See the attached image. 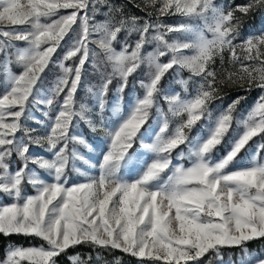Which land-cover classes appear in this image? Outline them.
I'll return each instance as SVG.
<instances>
[{
	"label": "snow or ice",
	"instance_id": "obj_1",
	"mask_svg": "<svg viewBox=\"0 0 264 264\" xmlns=\"http://www.w3.org/2000/svg\"><path fill=\"white\" fill-rule=\"evenodd\" d=\"M256 15L259 30L243 34ZM217 60L233 70L218 74ZM225 87L261 94L238 118L243 95L213 108ZM82 124L99 134L95 147ZM76 145L97 152L96 174L77 167L87 161ZM4 198L0 236L42 243L8 244L0 264H93L92 252L99 264V250L138 264H225V248L240 249L227 264H264V244L247 247L264 241V0H0ZM77 247L91 251L68 254Z\"/></svg>",
	"mask_w": 264,
	"mask_h": 264
},
{
	"label": "rangeland",
	"instance_id": "obj_2",
	"mask_svg": "<svg viewBox=\"0 0 264 264\" xmlns=\"http://www.w3.org/2000/svg\"><path fill=\"white\" fill-rule=\"evenodd\" d=\"M118 2H124V0H118ZM216 2L218 4H221V3H225V0H216ZM228 2H232V3H235V4H242V3H245L246 0H228ZM125 10L130 12V13H132V14H135V15H142V13L139 12L138 9L132 8V6L130 4L127 5ZM98 18L102 19V17H98ZM167 22H172V21L169 20ZM248 25H254V27L252 29H246V26H248ZM259 28H260V17H259V15H256L255 18L249 17L248 20L246 21V23L244 24L243 28H242V33L245 34V35L250 34V33H254V32H257L259 30ZM236 67L238 68L239 65H237ZM216 70H217L218 74H226V71H232L233 67L227 63V60L225 61L223 66H221L219 60H217V62H216ZM58 73H59V69H58L57 65H55V64L52 65L51 69L45 75L43 84L41 86L44 91H47L49 88L52 87V85L54 83V80H55V77H56V75H58ZM143 73H144V69H141L140 72L137 74L136 79L143 78ZM89 80H90L91 83H95L96 82V77L90 76ZM167 82H168V80H167ZM133 83H134V81H130L129 88L123 94V110L125 112L128 110V107H129V105L131 103V99H132V95H133V93H132V84ZM236 90H240L242 92L241 95H243L245 97L247 96V94L248 95L250 94L249 93L250 91H245V89H238V88H234V87H225L222 94L223 95L231 94V93H233ZM251 90H253V93H255L256 96L252 99V101H251V103H250V105L248 107H243L241 104L239 105L237 113H236L238 118H243V116L247 114V111L253 106L254 102L256 101V99L261 94V90L259 88H253ZM255 91L258 92V94ZM113 92H114V97H112L110 99V103H109L110 106H112L114 104V102L117 100V94L115 93L114 85H113ZM77 99L78 100L88 99L90 101L91 98L86 96L85 92L82 90L80 92V94L78 95ZM229 103H231V101H229L228 103H226L224 105H222L221 103H217L216 102V104L213 105V108H214V110L218 106L220 108H223V107H226L227 104H229ZM32 112L35 115L37 120H43L44 119L42 112L36 110V108H33ZM27 126L35 127V128L38 129L39 133H41V134L43 133V129L40 128V126L38 124H36L34 121H32V120L27 121ZM82 126H83V124H82ZM88 134H90L89 137L86 136V134L84 133V135L87 137L89 142L92 143L93 146L95 147V142L98 141L99 138H100L99 134H94V133H91L89 131H88ZM75 147L77 148L78 152L87 161V163H86L84 160H77L76 161L77 167L80 168L81 171L88 172L89 174H96V170L92 167V165L96 161L97 152L93 151V150H90V149H87L84 146H80V145H76ZM253 149H255V148H253ZM33 150L34 151H42L40 149H33ZM142 151H143V149H138L137 150V152H142ZM72 175L75 176V175H77V173L73 172ZM26 191L29 194H31L32 190H31L30 186L26 189ZM6 201H7V198H4V200L0 201V202H6Z\"/></svg>",
	"mask_w": 264,
	"mask_h": 264
},
{
	"label": "trees",
	"instance_id": "obj_3",
	"mask_svg": "<svg viewBox=\"0 0 264 264\" xmlns=\"http://www.w3.org/2000/svg\"><path fill=\"white\" fill-rule=\"evenodd\" d=\"M254 27V25H248L246 26V29H252ZM183 78H187V73L183 74ZM167 79L165 80V84L167 85ZM175 85V83H174ZM176 87H178V85H175ZM256 92V91H255ZM250 94L246 96V99L243 100L241 102V105L243 107H248L252 101V99L256 96L255 93H253V90H250L249 92ZM258 94V92H256ZM242 92L240 90H236L231 94H226L224 95V99L223 101H217V103H221L222 105L228 103L229 101H232L233 99L236 98L237 95H241ZM114 97V92H113V88L112 90L109 92V96H108V100L110 103V99ZM84 128V133L86 134V136L89 137L90 134H88V129L83 125L82 126ZM261 140L259 137L254 138L253 142H250V144L252 145V148H255V144L256 143H260ZM140 148L139 142L135 145V151H137ZM42 243V241H40L39 239L36 238H25L23 236H18V235H12L9 238H4L3 236H0V259L4 258V254H5V247L8 244H16V245H21L24 247L27 246H31V245H36L39 246ZM261 244H264V241H254V242H250L247 247L249 248V250H256L258 249ZM91 250L88 249L87 247H77L75 249H69L68 254L71 255L75 252H79L81 253L82 256H85L90 252ZM100 254L102 256V259L99 261V264H114V261L116 260V258H120V264H138L140 258H133L128 254H123L120 251L114 250V251H105V250H99ZM223 254H224V261L225 264H227V260L229 255L231 254L232 259L235 260L237 258V256L240 253V249L238 248H232V249H223ZM92 256H93V264H97L95 256L96 253L92 252ZM207 259V257H205V260ZM59 264H68V260L66 256H61L59 258ZM145 264H153V262L150 261H145ZM154 264H161V262H154ZM201 264H204V261L201 262ZM213 264H216L215 260L213 261Z\"/></svg>",
	"mask_w": 264,
	"mask_h": 264
}]
</instances>
